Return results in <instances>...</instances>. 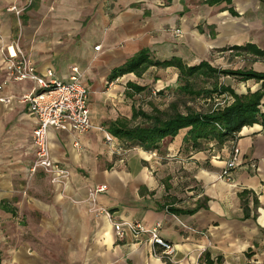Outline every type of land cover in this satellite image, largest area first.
<instances>
[{
  "label": "crops",
  "instance_id": "0c3cea01",
  "mask_svg": "<svg viewBox=\"0 0 264 264\" xmlns=\"http://www.w3.org/2000/svg\"><path fill=\"white\" fill-rule=\"evenodd\" d=\"M27 1L0 0V97L33 86L4 83L3 49L18 43L42 75L51 68L65 79L72 66L82 70L93 128L49 129L51 157L68 170L63 182L53 183L45 169L31 171L35 115L25 103L0 101V264H264V124L199 149L185 144L186 129L154 150L114 135L126 151L113 153L105 139L112 122L134 126L131 120L141 118L133 117L136 111L155 107L145 110L135 100L178 91L176 66L152 64L141 75L109 80L114 68L143 50L152 60L177 57L187 65L205 60L264 72V58L237 49L252 44L264 50V0ZM11 4L26 8L17 16L7 10ZM243 56L251 62L225 63ZM220 79L238 94L261 88L255 79ZM235 142L241 156L228 181L219 175ZM98 184L109 188L94 198ZM116 222L124 223V238ZM130 222L148 229L160 222L159 235L174 245L173 254L165 255L151 233H133Z\"/></svg>",
  "mask_w": 264,
  "mask_h": 264
},
{
  "label": "trees",
  "instance_id": "16d2710c",
  "mask_svg": "<svg viewBox=\"0 0 264 264\" xmlns=\"http://www.w3.org/2000/svg\"><path fill=\"white\" fill-rule=\"evenodd\" d=\"M237 49L264 58V50L252 44ZM152 64L176 66L180 69L178 93L195 99L201 97L210 100L214 95L231 94L233 100H225L224 104H219L208 111H199L195 108H186V111H182L178 101H172L170 109L161 110L153 107V111L149 113L136 111L133 117H141L143 119L141 123L131 126L117 120L109 126V131L121 138L126 145L154 150L162 141L174 139L181 130L186 129L185 144L190 148L199 149L206 141H216L222 145L229 140H235L236 135L246 125L264 124V72L254 69L217 68L205 60L199 64L187 65L177 57L164 61L152 60L147 50H143L124 65L114 68L109 80L113 81L129 72L141 75ZM220 75L239 76L242 80L255 79L261 81V88L254 92L238 94L231 86L221 81ZM199 81L205 84L199 86ZM131 86L139 92L144 89L137 85Z\"/></svg>",
  "mask_w": 264,
  "mask_h": 264
},
{
  "label": "built area",
  "instance_id": "2783aa9c",
  "mask_svg": "<svg viewBox=\"0 0 264 264\" xmlns=\"http://www.w3.org/2000/svg\"><path fill=\"white\" fill-rule=\"evenodd\" d=\"M33 0L27 1V6ZM26 7L11 4L7 10L20 16ZM180 34L181 30H177ZM101 45H96L99 50ZM6 67L5 71L8 81L32 82L30 91L21 94H10L0 97V101L10 103L12 101L22 102L28 105L37 119L33 130V143L35 146L36 159L31 166V171L36 172L39 168L51 173L53 183H61L68 174V170L55 162L50 154L48 132L50 128L57 130H74L78 133H86L93 128L90 116V94L84 81V74L78 66H72L68 77L61 79L54 69L48 68L43 75L38 73L35 63L26 55L18 43L3 49ZM2 85H0V89ZM105 139L113 153H125L124 144L113 134L105 132ZM241 151L236 142L233 145L230 158L219 177L228 181L233 179L234 170L240 159ZM107 184H98L91 189V195L108 191ZM106 215L111 217L107 209H102ZM124 223H114L118 237L124 238ZM128 228L135 234L143 232L151 233L154 243L163 246L164 254L171 255L175 251L173 244L165 241L159 235L160 222L148 229L141 222L127 223Z\"/></svg>",
  "mask_w": 264,
  "mask_h": 264
},
{
  "label": "rangeland",
  "instance_id": "374dc122",
  "mask_svg": "<svg viewBox=\"0 0 264 264\" xmlns=\"http://www.w3.org/2000/svg\"><path fill=\"white\" fill-rule=\"evenodd\" d=\"M218 55L217 53H214V58L217 57L218 58ZM222 55V54H221ZM230 55V54H229ZM245 63H248V62H251L248 57H241V58H235V57H232L229 59V61H225V63L229 66H231L232 68H239V67H242L241 65H245ZM228 66V67H229ZM222 81V80H221ZM227 81H232V80H228ZM234 82H236V84L238 83L237 80H234ZM205 82L203 81H199V86L201 85H204ZM208 84V83H207ZM208 86H211V84H208ZM177 90H175V93H167L168 95L165 96V95H162V98H160L158 95L156 96L157 98L155 99H149V98H145L143 100L141 99H138V100H135L136 102V105L138 107H141L145 110H149L150 108H152L153 106L157 107V105L161 106L163 109H170L169 105L172 101H178L180 103V109L182 111H186V108H195L199 111H208L210 109H212L213 107H217L219 104H224L225 103V97L223 96H218V95H214L213 99L210 100V99H206V98H193L189 95H185V94H181V93H178V91L176 92ZM152 103V104H150ZM130 104H131V101H128L124 104V111H127V113L130 115L131 113V110H130ZM132 121V124H138V123H141L143 121L142 118H138V119H133L131 120ZM130 121V122H131Z\"/></svg>",
  "mask_w": 264,
  "mask_h": 264
}]
</instances>
